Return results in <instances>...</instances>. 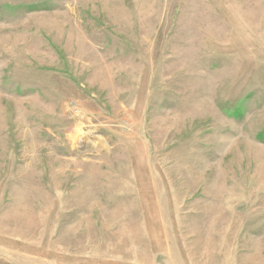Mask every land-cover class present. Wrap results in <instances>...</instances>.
Here are the masks:
<instances>
[{
  "label": "rangeland",
  "instance_id": "374dc122",
  "mask_svg": "<svg viewBox=\"0 0 264 264\" xmlns=\"http://www.w3.org/2000/svg\"><path fill=\"white\" fill-rule=\"evenodd\" d=\"M0 264H264V0H0Z\"/></svg>",
  "mask_w": 264,
  "mask_h": 264
}]
</instances>
